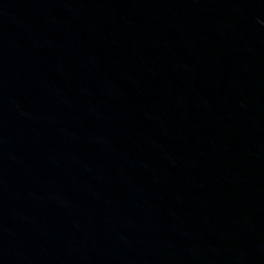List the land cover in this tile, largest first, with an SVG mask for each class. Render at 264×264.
I'll use <instances>...</instances> for the list:
<instances>
[{"label":"water","instance_id":"obj_1","mask_svg":"<svg viewBox=\"0 0 264 264\" xmlns=\"http://www.w3.org/2000/svg\"><path fill=\"white\" fill-rule=\"evenodd\" d=\"M0 264H264V0H0Z\"/></svg>","mask_w":264,"mask_h":264}]
</instances>
